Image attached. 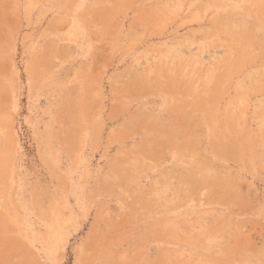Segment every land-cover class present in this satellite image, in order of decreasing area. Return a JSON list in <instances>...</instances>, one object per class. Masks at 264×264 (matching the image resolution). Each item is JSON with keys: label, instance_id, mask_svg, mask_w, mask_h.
I'll list each match as a JSON object with an SVG mask.
<instances>
[{"label": "rangeland", "instance_id": "374dc122", "mask_svg": "<svg viewBox=\"0 0 264 264\" xmlns=\"http://www.w3.org/2000/svg\"><path fill=\"white\" fill-rule=\"evenodd\" d=\"M0 264H264V0H0Z\"/></svg>", "mask_w": 264, "mask_h": 264}]
</instances>
